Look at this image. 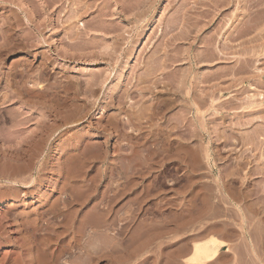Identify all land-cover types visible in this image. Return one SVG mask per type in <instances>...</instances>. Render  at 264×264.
Returning <instances> with one entry per match:
<instances>
[{
  "label": "rangeland",
  "instance_id": "obj_1",
  "mask_svg": "<svg viewBox=\"0 0 264 264\" xmlns=\"http://www.w3.org/2000/svg\"><path fill=\"white\" fill-rule=\"evenodd\" d=\"M6 1L0 264H264V63L233 2Z\"/></svg>",
  "mask_w": 264,
  "mask_h": 264
},
{
  "label": "bare ground",
  "instance_id": "obj_2",
  "mask_svg": "<svg viewBox=\"0 0 264 264\" xmlns=\"http://www.w3.org/2000/svg\"><path fill=\"white\" fill-rule=\"evenodd\" d=\"M5 1V0H4ZM7 1H10L11 0H7ZM6 1V2H7ZM13 1H16V0H13ZM20 1V0H19ZM53 1V0H52ZM58 1V0H57ZM65 1V0H64ZM18 2V1H17ZM229 2V1H228ZM230 2H233L234 4V25H233V29H232V34H231V40L234 42V45L236 46V51L241 53L242 56L244 55V57L240 60L238 59V61L242 62V64L245 65H248V64H253V59L255 58V56H259V53H261V58L257 57L255 58L258 62L260 61L261 63L264 61V0H231ZM21 3V2H20ZM21 6V5H20ZM19 7V6H18ZM20 8V7H19ZM13 9V8H12ZM15 11V10H14ZM80 24V23H79ZM82 25V23H81ZM85 26V25H83ZM224 47V46H223ZM226 47V46H225ZM225 47H224V50H225ZM211 49V48H210ZM215 49V48H214ZM214 49H211V50H214ZM227 49V47H226ZM222 50V49H221ZM263 51V53H262ZM223 52V51H221ZM220 52V53H221ZM186 53V52H185ZM214 53V52H213ZM215 54V53H214ZM217 54V53H216ZM184 55V54H182ZM198 55V54H197ZM196 55V56H197ZM165 56V55H164ZM214 57V55H213ZM218 57V56H217ZM220 57V56H219ZM222 57V56H221ZM165 60V59H164ZM255 61V62H257ZM166 62V61H165ZM164 62V63H165ZM259 62V63H260ZM184 63V62H183ZM256 64V63H255ZM164 65V64H163ZM162 65V66H163ZM245 68V67H244ZM243 69V68H242ZM150 70V69H149ZM241 70V69H240ZM151 72V71H149ZM154 72V71H153ZM152 72V73H153ZM151 73V74H152ZM166 73V72H164ZM150 74V75H151ZM213 74V73H212ZM162 75V74H161ZM160 75V76H161ZM214 75V74H213ZM235 75V74H234ZM258 75V73H257ZM164 76V75H163ZM260 76V75H259ZM258 77V76H257ZM162 78V77H161ZM161 78H158L159 80H161ZM157 80V79H155ZM154 80V82H155ZM163 80V79H162ZM237 80V79H236ZM259 79H257V82H258ZM261 80V79H260ZM166 80L164 79L163 82H165ZM201 81V80H200ZM161 82V81H160ZM159 82V83H160ZM158 83V82H157ZM165 85H166V82H165ZM252 86V85H251ZM252 88H256V87H252ZM145 89V88H144ZM212 90V89H211ZM213 92V90H212ZM158 93V92H157ZM260 93V92H259ZM253 94V93H252ZM258 94V93H256ZM198 95V94H197ZM254 96V95H253ZM253 96H250L251 98ZM259 98L262 100L264 98V94L262 95L261 94H258ZM258 96L256 97V99L258 98ZM169 97V96H168ZM187 97V96H186ZM210 97V101H211V107L214 109L216 106H215V103L216 102L215 100L217 99L216 96H209ZM166 98V97H165ZM175 98V97H174ZM202 98V97H201ZM254 100H255V96L253 97ZM252 98V100H253ZM170 99V98H169ZM167 99V100H169ZM208 99V97H207ZM166 100V99H165ZM174 100V99H173ZM178 100L179 98L176 100L177 101V104H178ZM258 100V99H257ZM256 100V101H257ZM172 101V100H171ZM175 101V102H176ZM193 101V100H192ZM264 101V99H263ZM157 102V101H156ZM168 102V101H166ZM183 102V100H182ZM187 102H189L187 100ZM262 102V101H261ZM260 102V103H261ZM172 103V102H171ZM179 103H181L179 101ZM259 103V104H260ZM150 104V103H149ZM194 104V103H192ZM152 105V104H151ZM154 105V104H153ZM184 105V104H183ZM217 105V104H216ZM186 106V105H184ZM155 107V106H154ZM170 107V106H169ZM151 108V107H150ZM217 108V107H216ZM151 110V109H150ZM215 110V109H214ZM213 110V111H214ZM155 112V111H153ZM184 114V113H183ZM182 116V115H181ZM182 118V117H181ZM186 118V117H184ZM188 118V117H187ZM124 119V118H123ZM128 119V118H127ZM129 120V119H128ZM183 120V118H182ZM125 123V122H124ZM185 124V123H184ZM192 125L194 124L195 125V122L194 123H191ZM188 126V125H187ZM186 126V127H187ZM191 126V125H190ZM196 127V125H195ZM194 127V128H195ZM184 128V127H182ZM179 130V129H178ZM183 131V130H182ZM193 131V130H192ZM196 131V129H195ZM180 132V131H178ZM180 136H183L182 134ZM185 138V137H184ZM187 139V138H186ZM178 140V139H177ZM188 140V139H187ZM186 140V141H187ZM184 141V140H182ZM185 142V141H184ZM186 143V142H185ZM184 144V143H183ZM181 145V144H180Z\"/></svg>",
  "mask_w": 264,
  "mask_h": 264
},
{
  "label": "crops",
  "instance_id": "obj_3",
  "mask_svg": "<svg viewBox=\"0 0 264 264\" xmlns=\"http://www.w3.org/2000/svg\"><path fill=\"white\" fill-rule=\"evenodd\" d=\"M217 240L226 244L230 243L226 239ZM206 264H259V259L254 255H250L247 258L246 256H241L239 253H237L236 256L235 254L231 255L228 253L227 248L221 246L218 253L214 257L208 259Z\"/></svg>",
  "mask_w": 264,
  "mask_h": 264
}]
</instances>
